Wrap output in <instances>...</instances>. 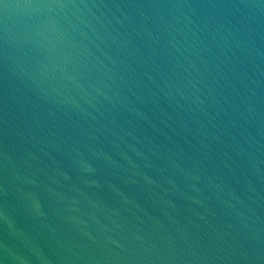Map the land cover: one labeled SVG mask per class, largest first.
I'll list each match as a JSON object with an SVG mask.
<instances>
[{
    "label": "water",
    "instance_id": "95a60500",
    "mask_svg": "<svg viewBox=\"0 0 264 264\" xmlns=\"http://www.w3.org/2000/svg\"><path fill=\"white\" fill-rule=\"evenodd\" d=\"M0 264H264V0H0Z\"/></svg>",
    "mask_w": 264,
    "mask_h": 264
}]
</instances>
